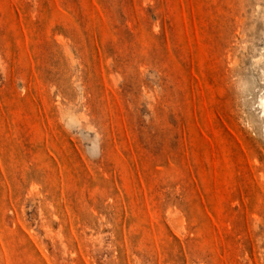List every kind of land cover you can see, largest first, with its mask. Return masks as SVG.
<instances>
[{
  "label": "rangeland",
  "instance_id": "rangeland-1",
  "mask_svg": "<svg viewBox=\"0 0 264 264\" xmlns=\"http://www.w3.org/2000/svg\"><path fill=\"white\" fill-rule=\"evenodd\" d=\"M264 0H0V264H264Z\"/></svg>",
  "mask_w": 264,
  "mask_h": 264
},
{
  "label": "bare ground",
  "instance_id": "bare-ground-1",
  "mask_svg": "<svg viewBox=\"0 0 264 264\" xmlns=\"http://www.w3.org/2000/svg\"><path fill=\"white\" fill-rule=\"evenodd\" d=\"M262 108H263V114H264V98H263V100H262Z\"/></svg>",
  "mask_w": 264,
  "mask_h": 264
}]
</instances>
